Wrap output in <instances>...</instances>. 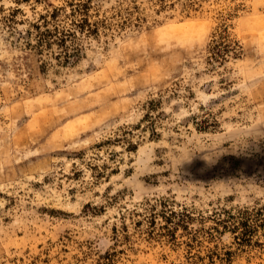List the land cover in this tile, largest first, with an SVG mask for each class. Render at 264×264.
Here are the masks:
<instances>
[{"label":"rangeland","instance_id":"rangeland-1","mask_svg":"<svg viewBox=\"0 0 264 264\" xmlns=\"http://www.w3.org/2000/svg\"><path fill=\"white\" fill-rule=\"evenodd\" d=\"M0 264H264V0H0Z\"/></svg>","mask_w":264,"mask_h":264},{"label":"trees","instance_id":"trees-1","mask_svg":"<svg viewBox=\"0 0 264 264\" xmlns=\"http://www.w3.org/2000/svg\"><path fill=\"white\" fill-rule=\"evenodd\" d=\"M24 1H28V0H24ZM86 2L87 1L70 3V6L73 7L74 10H76V8H86L87 7ZM55 12L56 11L53 10L49 16L54 18ZM41 20L44 23L43 29L41 28V25H39V24L33 25V27L37 31L36 42H35L36 47L41 48L42 46H50L52 44V42H51L52 40H50V39H52L56 35H57V37L55 39H53V41H55V43H57L58 45L63 46L65 44V40H63V37H58V34H56V32L58 33V30L56 29V27H54L53 29H49L47 27L48 21L46 20V17H44V16H41ZM78 26L83 27V22L81 24H79ZM61 34H63V33H61ZM68 35H70V33H68ZM66 58H69L68 55H66Z\"/></svg>","mask_w":264,"mask_h":264}]
</instances>
